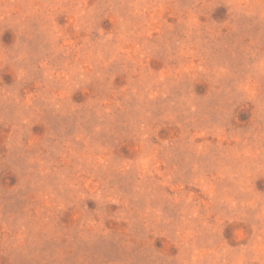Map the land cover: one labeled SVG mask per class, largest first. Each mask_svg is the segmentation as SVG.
<instances>
[{"label":"rangeland","instance_id":"rangeland-1","mask_svg":"<svg viewBox=\"0 0 264 264\" xmlns=\"http://www.w3.org/2000/svg\"><path fill=\"white\" fill-rule=\"evenodd\" d=\"M0 264H264V0H0Z\"/></svg>","mask_w":264,"mask_h":264}]
</instances>
